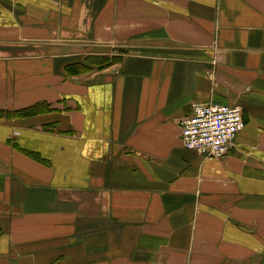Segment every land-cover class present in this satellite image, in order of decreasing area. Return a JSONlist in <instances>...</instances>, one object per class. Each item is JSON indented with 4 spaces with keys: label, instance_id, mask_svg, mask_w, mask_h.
<instances>
[{
    "label": "crops",
    "instance_id": "0c3cea01",
    "mask_svg": "<svg viewBox=\"0 0 264 264\" xmlns=\"http://www.w3.org/2000/svg\"><path fill=\"white\" fill-rule=\"evenodd\" d=\"M42 102L0 118V264H264V0H0V111ZM209 102L219 159L180 141Z\"/></svg>",
    "mask_w": 264,
    "mask_h": 264
},
{
    "label": "built area",
    "instance_id": "2783aa9c",
    "mask_svg": "<svg viewBox=\"0 0 264 264\" xmlns=\"http://www.w3.org/2000/svg\"><path fill=\"white\" fill-rule=\"evenodd\" d=\"M243 127V113L239 106L194 103L190 115L181 121L180 141L185 148L206 159H219L225 156L235 135Z\"/></svg>",
    "mask_w": 264,
    "mask_h": 264
},
{
    "label": "trees",
    "instance_id": "16d2710c",
    "mask_svg": "<svg viewBox=\"0 0 264 264\" xmlns=\"http://www.w3.org/2000/svg\"><path fill=\"white\" fill-rule=\"evenodd\" d=\"M119 59L120 58L118 57L108 58L105 56L87 57L85 58L83 62H76V63L68 64L66 66V70H67V73L70 75L86 73L94 69L105 68L109 65L116 63L117 61H119ZM48 110H50L49 104L42 102V103H37L28 108L16 110L13 112L0 111V118H7V119L22 118V117L36 115V114H39V113H42Z\"/></svg>",
    "mask_w": 264,
    "mask_h": 264
},
{
    "label": "rangeland",
    "instance_id": "374dc122",
    "mask_svg": "<svg viewBox=\"0 0 264 264\" xmlns=\"http://www.w3.org/2000/svg\"><path fill=\"white\" fill-rule=\"evenodd\" d=\"M105 57L112 58L113 56L112 55H105ZM76 62H82V61H75V62H71V63H76ZM66 73H67V70H66Z\"/></svg>",
    "mask_w": 264,
    "mask_h": 264
}]
</instances>
